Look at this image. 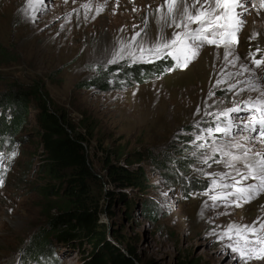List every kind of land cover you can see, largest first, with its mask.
Instances as JSON below:
<instances>
[{
	"label": "rangeland",
	"instance_id": "1",
	"mask_svg": "<svg viewBox=\"0 0 264 264\" xmlns=\"http://www.w3.org/2000/svg\"><path fill=\"white\" fill-rule=\"evenodd\" d=\"M188 3L191 5L192 0ZM44 4V10L33 20L25 11L26 0H0V91L13 81L27 87L42 82L51 102L64 108L79 130H83L84 124L80 123L84 119L93 128L90 154L100 174L105 173L101 148L114 155L122 152V163L126 158L132 163L145 158L134 167L140 165L150 177L148 189L144 193L123 190L136 201L132 217L123 214L124 201L113 205L112 219L102 215V220L122 236L121 248H135L143 262L153 259L158 264H179L184 259L200 264H264V260L244 262L238 258L229 247L236 244L237 237L225 234L230 225L264 222V192L249 201L227 199L214 203L210 198L222 194L219 184L230 183L236 176L233 169L215 162L227 157L214 152L213 147L234 154L247 150L251 159V154L264 153V143L256 133L242 127H232L228 135L213 132L211 137L203 131L215 129L218 123L224 127L227 120L220 113L233 106H240L241 111L231 114L232 118L247 120L242 102L264 93V65L253 63L254 58H264V6L260 0L245 4L247 12L238 17L243 24L229 37L227 45L204 42L184 68L166 71L176 67L173 60L170 66L142 81L138 78H142L144 65L172 57L135 63L125 58L118 64H107V60L137 32L141 33L137 43L147 47L158 34L171 39L174 31H182L174 27L161 29L157 24V18L166 11H156L163 0H44ZM86 4L87 9L83 7ZM98 6L102 10L96 13ZM90 14L95 16L87 23ZM249 53H255V57ZM100 73L109 75L110 87L105 88L104 81L89 82ZM249 84L256 87H246ZM229 86H233L231 91ZM36 107L34 101L30 102L29 123L20 134L26 139L12 155L15 158L6 176L0 178V264H17L32 235L47 223L43 202L36 193L42 181L35 171L43 154L31 145L39 140L35 137ZM197 135L204 139L196 141ZM188 139L192 141L187 143ZM154 152L183 159L188 174L184 180L192 179L194 188L195 180L199 181L198 189L184 193L166 179L163 170L151 173L155 164L150 154ZM204 157L207 163H202ZM242 163L247 161L234 164L237 171L243 172ZM26 172L30 174L21 181ZM224 173L228 180L222 179ZM213 179L217 185L212 184ZM144 199L152 203L156 221L142 215ZM252 239L250 246L255 244ZM83 250L59 243L53 264H84Z\"/></svg>",
	"mask_w": 264,
	"mask_h": 264
},
{
	"label": "trees",
	"instance_id": "2",
	"mask_svg": "<svg viewBox=\"0 0 264 264\" xmlns=\"http://www.w3.org/2000/svg\"><path fill=\"white\" fill-rule=\"evenodd\" d=\"M2 50L0 47V56ZM165 63L169 64L159 60L155 65H142V78L138 80L161 72ZM122 75L125 77L126 74ZM108 77L100 73L89 82L96 84L104 81L103 86L107 88L110 87ZM32 101L37 104L38 128L35 137L39 140L31 145H35L43 154L41 164L35 171L42 181L36 193L43 202L42 213L47 223L32 235L17 264H53L54 260L57 261L56 247L59 243L69 248L84 247V264H158L153 259L143 262L135 248H121L123 239L120 233L102 220L103 214L112 219L114 213L111 208L122 201L123 214L132 217L131 209L136 206V201L129 199L123 190L130 188L144 193L148 189L150 177L146 176L140 165L134 167L145 158L134 159L135 163L126 158L122 163L119 161L122 152L116 151L114 155L101 148V164L105 173L97 172L90 154L93 128L84 123V119L80 120V124H84L83 130H79L68 112L51 102L42 82L27 87L13 81L6 83L0 91V178L6 176L7 168L15 158L11 153L26 139L25 135L20 134L29 123V104ZM186 141L189 143L192 140ZM152 154L150 158L155 165L151 173L163 170L166 178H171L169 180L184 193L198 189L199 181L194 179V188L192 179L184 180L188 174L187 163L183 159L178 156L168 158L164 152ZM115 156L117 160H114ZM29 174L26 172L21 181L26 180ZM112 185L114 189H110ZM156 207L160 211V207ZM153 209L152 203L144 199L142 215L156 221L158 217L152 212ZM179 264L200 263L184 259Z\"/></svg>",
	"mask_w": 264,
	"mask_h": 264
},
{
	"label": "snow or ice",
	"instance_id": "3",
	"mask_svg": "<svg viewBox=\"0 0 264 264\" xmlns=\"http://www.w3.org/2000/svg\"><path fill=\"white\" fill-rule=\"evenodd\" d=\"M249 0H192L189 5L188 0H163V4L157 8V12L166 9L163 15L157 18V24L161 29L178 28L182 31H174L172 38L167 39L158 34L155 42H150L147 47L137 43V38L141 33L137 32L127 44H121L118 49L113 50L111 58L107 60V64H118L120 60L127 58L131 62H152L165 55L171 56L176 62L174 66L184 67L186 63L197 55L199 46L207 42L209 44H225L227 45L229 37L234 36V32L243 24V20L238 17L247 12L245 4ZM264 6V0H260ZM26 13L34 20L36 13L44 10V0H26ZM182 5V7H181ZM86 9L89 5H83ZM102 10L99 6L97 11ZM177 16L179 19H177ZM163 22V23H161ZM259 51V49H257ZM147 53L148 58H145ZM255 57V53H249ZM253 63L259 67L264 65V58L253 59ZM171 71V69H165ZM233 86H229L231 91ZM248 88H255V84L246 85ZM244 111L248 116L247 120L236 116L232 118L231 114H238L241 111L240 106L227 108L220 113V116L226 118L227 122L224 127H220L219 123L213 128L204 129L208 137L213 132L230 134L232 127H242L245 131L256 133L260 142L264 143V93L257 96L255 100L242 102ZM199 127V124H196ZM204 139L202 135L195 137L196 141ZM195 143V141H193ZM199 147H204L200 144ZM232 147L240 148L241 145L233 144ZM213 151H219L227 157L225 161H215L223 163L225 167L233 169L236 172L235 178L230 183H221L218 186L223 190L221 195L213 194L210 196L215 203L217 200H251L255 195L264 192V153L251 154L244 150L241 154L232 152H224L223 147L214 146ZM13 155H15L13 153ZM207 157L202 159V163H207ZM247 161L242 163L243 172L237 171L234 167L236 162ZM223 180H228L227 173L222 174ZM251 180L252 183H245ZM213 185H217V181L213 179ZM212 186L210 185V188ZM264 222L252 225H230L225 229L226 235H235L237 241L235 245H229L232 250L238 253L241 260H264ZM251 234V237H250ZM255 240L254 246L253 239Z\"/></svg>",
	"mask_w": 264,
	"mask_h": 264
},
{
	"label": "bare ground",
	"instance_id": "4",
	"mask_svg": "<svg viewBox=\"0 0 264 264\" xmlns=\"http://www.w3.org/2000/svg\"><path fill=\"white\" fill-rule=\"evenodd\" d=\"M69 1H74V0H69ZM77 1V0H76ZM79 1V0H78ZM151 2V1H150ZM74 4V3H73ZM131 4V3H130ZM135 4V3H134ZM138 5V4H137ZM110 7V6H109ZM127 7V6H126ZM131 7V6H130ZM96 9H97V7H96ZM124 9V8H123ZM129 9V8H128ZM95 12L97 13V10H95ZM93 13V12H92ZM95 14V13H94ZM94 14H90V16L88 15L87 17H88V20H87V23H90L91 21H92V19H93V16H95ZM134 14H138L137 12L136 13H134ZM133 14V15H134ZM136 17V16H135ZM137 18V17H136Z\"/></svg>",
	"mask_w": 264,
	"mask_h": 264
},
{
	"label": "clouds",
	"instance_id": "5",
	"mask_svg": "<svg viewBox=\"0 0 264 264\" xmlns=\"http://www.w3.org/2000/svg\"><path fill=\"white\" fill-rule=\"evenodd\" d=\"M238 258H240L239 255H238ZM244 262H248V261H245V260H244Z\"/></svg>",
	"mask_w": 264,
	"mask_h": 264
}]
</instances>
